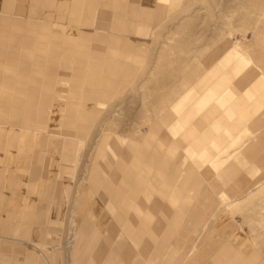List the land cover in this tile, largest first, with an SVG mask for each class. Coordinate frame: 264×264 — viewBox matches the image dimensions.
<instances>
[{
    "label": "rangeland",
    "instance_id": "rangeland-1",
    "mask_svg": "<svg viewBox=\"0 0 264 264\" xmlns=\"http://www.w3.org/2000/svg\"><path fill=\"white\" fill-rule=\"evenodd\" d=\"M170 2L171 0H166L162 4H153L170 8ZM15 15H0V88L8 86V99L27 101L23 105L35 109L40 123L50 124L47 121L51 120V115L49 118L46 106L50 100L55 102L59 97L63 104L72 103L74 106H70V109L80 114V118L74 129L71 128L67 134L61 132L54 135L45 131L54 136L55 140L45 143L46 162L43 164L34 161L31 152L23 148L28 142L19 137L10 141L11 144L5 138L0 139V169L3 170V182L5 179L9 181L0 190V198L3 196V200H0V236L6 235L4 230L9 223L7 216L10 213L17 209L22 212L21 209L27 202L35 203V210L41 220L30 222L27 226L32 231H40L41 235L36 236L41 238L37 239L30 233V240H36L56 264H69L72 257L66 251L68 237L71 232L79 233L81 226L79 215L74 214L79 207L80 193L87 186L90 172L103 168L108 147L117 143L123 153L133 144V155L142 158L145 156L142 146L148 143L150 134H155L157 138L151 147L153 151H165L166 143L160 138L167 136L168 148L174 145L182 153L183 144L178 140L179 136L172 133L174 124H178L176 120L181 118L183 110L196 113L197 110L191 103H187L188 98H200L212 91L211 102L205 107L208 113L216 109L219 111L215 112L221 132L217 142L222 161L227 165L232 157L231 160L238 167L241 164L244 168L240 166L241 177L247 179L245 186H248L244 191V186L234 190L236 196L230 191L229 195L223 194L217 200L221 202L222 211L227 215L232 214L235 225L250 238L245 237L254 252L251 263L264 264V166L260 165L264 163V0H180L173 8L164 11L157 23L149 21L139 24L134 36L92 27L90 30H96L97 35L133 42V56L128 63V70L118 79L112 78L111 85L105 90H96V87L92 90L93 86L87 79H62L65 60L63 57L59 58L58 50H66V42L61 45L59 42L42 40L36 44V48L43 52L41 57L35 58L30 50L31 55H19L22 42L27 37V27L42 21L51 24V20H42L41 17L40 20H27ZM99 47L89 48L87 56L100 63L120 61L119 55L113 58L108 54L110 51L120 54L118 47L108 46L106 43ZM231 50L238 54V62L225 63V55ZM236 62L242 67V72L252 70L256 79L261 80L258 84L260 91L249 88L250 100L237 92L236 96L226 98L224 104H221L223 94L212 90L218 87L220 80L213 78V75L216 72H230ZM25 66L38 71L42 67L49 77L42 78L43 74L39 73L36 82L31 83L30 79L31 82L25 83L26 87L23 88L20 78ZM56 67L58 71L55 72ZM49 80L50 87L47 90L40 92L36 89L37 82L46 83ZM232 86L231 83L227 87L225 84L224 89L230 90ZM53 93H57V96ZM51 105L59 107L56 103ZM238 118L243 126L239 129L236 123L227 129L229 133L224 132L227 121L236 119L237 122ZM187 128L183 130L187 132ZM14 129L17 130L18 127ZM252 134L259 137V143L249 140ZM58 140L63 146L62 153L68 154L70 160L61 159L57 148L53 152L47 150L57 145L55 142ZM189 141H186L188 149L193 142L191 139ZM252 144L258 147L255 152L250 151L252 148L249 145ZM35 150L36 147H32V152ZM245 152L248 156L253 154L251 156L254 158L251 160ZM228 154L231 155L230 158ZM119 156L117 161H122ZM24 158L29 162L31 159V164H35L41 171L49 169L51 177L47 184H36L31 189L32 182L27 181L28 170L16 162ZM2 160L8 162H1ZM223 171L224 169H220L218 174H223ZM239 178L240 176L238 180ZM38 179L39 182L43 180L40 175ZM10 181L14 182L13 186H9ZM193 190L194 188L189 189L190 192ZM41 191L47 192V199H39ZM15 194L17 197L13 198ZM12 199L16 201L14 207L9 206ZM188 213L190 224L193 217L204 215L198 209L192 214L191 211ZM212 216L213 214L211 218ZM177 234L175 232L169 237L168 252L160 256L161 260L157 264H164L167 257L168 264H182L194 241L202 236L199 229H195L192 241L186 243V249L182 252L175 247ZM2 243L8 249L4 252L0 246V256L4 255L7 260L5 264H18L13 263L12 259L22 258L19 250L30 248L19 239L0 237V244ZM207 246L208 244L205 247ZM249 257L250 255L247 256L248 259Z\"/></svg>",
    "mask_w": 264,
    "mask_h": 264
},
{
    "label": "crops",
    "instance_id": "crops-1",
    "mask_svg": "<svg viewBox=\"0 0 264 264\" xmlns=\"http://www.w3.org/2000/svg\"><path fill=\"white\" fill-rule=\"evenodd\" d=\"M164 1L166 0H156L155 2L154 0H0V15L9 16L10 14H16L15 16L27 20H40V17L42 20L50 19L51 24L42 21L40 24L32 23L29 25V27H27V37H25V42H22V50L19 55L24 57L31 55L28 51L30 50V52L33 53L32 56L35 58L41 57L43 52L36 48V44L42 40L59 42L61 45L66 42L67 49L58 50L59 58L63 57L65 60L62 79H87L90 80V85L93 86L92 90H94L95 87L96 90H105V88L107 89L111 85L112 78L118 79L128 70V63L131 61L133 56V45H131L133 42H129L128 40L118 37L111 38L108 36H100L97 35L98 33L96 30L90 29L96 26L99 29L121 32L126 35L129 33L131 36H134L136 28L139 24L149 21L157 23L161 20L164 11L166 9L173 8L180 0H171L169 5L170 8H165L164 6L158 5L155 6V4H153H162ZM42 10L43 12L41 13ZM6 29H8V27H6ZM32 39L33 41H31ZM103 43L108 44V46L118 47L121 50V53L118 54L117 52L111 51L108 53L107 50L105 51L104 49V51L113 58L119 55L121 58L120 61H108L107 63H100L95 58L87 56L89 48H100L99 45ZM15 55H17V52ZM39 68L40 69L38 71L37 69H32L28 66H25L20 78V85H22L23 88L26 87V84L30 81V79H32V82L30 81L31 83H34V81L36 82L40 76L39 73L43 74L41 76L42 78L49 77H47L42 67ZM54 71H58V67H56ZM49 84L50 80L46 83L39 81V84L37 82V86H40L38 88L36 86V89L40 90V92H43L50 87ZM38 90L37 92H39ZM8 91H10L8 86H2V88H0V139L5 138L9 144H11L10 141L15 138L17 139L18 137L20 140L22 139L23 141L28 142V145H25L23 148L31 152V158L34 159V161L43 164V162H46L44 159L45 143L48 140H55L54 136L52 137L49 134H46L45 131H48L47 133L54 135L60 134L61 132H65L67 134V132L71 131V128L74 129L75 124L80 118V114H77V112L70 109V106H74L71 105L72 103H69L70 105H66L64 102L63 104L62 99L59 97L56 98L58 100L55 102H51L50 100L51 103H56L57 106L59 104L58 108L52 107L48 100L49 104H47L46 110L48 111L47 115H49V118L51 115V120L47 121L50 122V124H43L40 123V119H38V117L36 118V114L34 112L35 109L27 108L23 105L27 101H14L12 99H8V97H6ZM53 95L57 96V93H53ZM73 121L76 122L73 123ZM15 127L20 129L15 130ZM32 137L33 139L31 140ZM188 142L190 141L188 140ZM55 143L57 145L47 148V150L53 152V149L57 148L59 149L58 151L60 152L61 159L66 161L70 160L71 157L68 156V154H65V152L62 153L63 149L61 147L63 146L60 143V140ZM32 147H36L34 152H32ZM109 147L111 152L115 151L116 147L120 149V145L117 143H114ZM214 154L217 155L218 158H222L220 150L214 152ZM228 155L230 156V154ZM248 157L252 158V156ZM1 162L7 163V160H2ZM16 162L19 166L22 164L30 165L29 167L26 165V168L28 170L27 181L32 182L30 185L31 189L35 188L33 186H36V184H38V186L41 183L44 185V183H48V180H50L51 176L49 175L51 174L49 169L45 171L43 170L41 173L35 164H31V159L30 162L25 158ZM46 164L48 165V162ZM235 166L236 164L233 160H231L225 166L227 171L224 170L223 174L220 175L216 174V171H214L213 168L207 170L210 171L207 174V178L209 177V181L211 182V185H205V187H207V197H209L207 200L209 203H212L216 209L219 208L217 198H219L221 195H229L231 191L232 194H234L233 196H236L234 190L241 188L242 186H244L243 188L246 187L245 180L247 179L241 177L243 166L241 165L242 168L239 167L241 169V173L239 174H237L234 170L236 169ZM39 175L43 179L40 182L38 179ZM46 175L48 176V179L45 178ZM239 176V180L243 185L241 184L236 186L234 181L238 180ZM223 178L224 182L222 181ZM5 180L3 182V170L0 169V190L4 189L6 186L5 184H9V181ZM215 181L217 182L216 184ZM13 183L10 181L11 185L9 186H13ZM190 185H192V182H190L188 187ZM202 185L204 184L202 183ZM173 186L175 185H172V187ZM208 187L210 188L208 189ZM15 197H17V194H15L13 198ZM39 199H47V192H39ZM0 200H3V196H1ZM177 201L178 203L176 205L178 206L173 210L174 214H170V217L168 216V231H170L168 232V237L172 236L175 232H178L177 238H180L181 244L184 246L177 247L175 245V247H177L179 251L184 252L186 249V243L191 242L194 237L193 233L195 229H199L202 235L201 238H198L194 241L193 246L196 242L197 247L193 250L192 246L186 258L182 261V264H252L251 262L254 252L246 239L250 238L245 232L244 236L243 231H241L235 225L231 218L232 214H228L230 219L229 223L233 222L235 228L233 231H231V234H228L224 232L225 229L222 232V228H220V225L217 221H211V216H205L206 220H204L203 215L198 214L197 217L192 218L194 220L191 221L190 224V215H188V205L186 204L187 213L185 212L184 214L189 218V229L180 233V229L183 227H176L177 222L175 221L177 219H175L174 216L177 215L179 208L181 207L180 209H184L185 205L182 206L181 202L179 200ZM15 203L16 201L12 199L9 206L14 207ZM194 203H196V201ZM201 203L202 202L200 200V202L196 203V206ZM21 210L22 212H19L17 209V211L12 212L9 216H7L9 223H7L4 230L6 235L0 236L10 240H22L23 243L30 247L27 250H19V256H22V258L14 257L12 262L18 264H48V262L45 260H49L50 262L53 261L50 258L48 252L46 251L45 253V251L39 247V243L36 242V240H30L32 237L31 234L29 235L28 233L23 232V229L27 227V224L34 222V220L38 222L41 220V217H38V213L35 210V203L27 202L24 205V208ZM181 221L182 220H180L179 224ZM179 227L180 229H178ZM35 233L33 235L38 237ZM16 235H18V237ZM177 238H175V240ZM207 244L208 246L205 247ZM0 246L1 250L4 252L8 250L6 249L7 246L5 243L4 246L3 243L0 244ZM219 246L221 247L219 248ZM249 255L250 257L248 259L247 256ZM165 260L166 262H164V264H168V257ZM6 262L7 260L5 259L4 255L0 256V264H5Z\"/></svg>",
    "mask_w": 264,
    "mask_h": 264
},
{
    "label": "bare ground",
    "instance_id": "bare-ground-1",
    "mask_svg": "<svg viewBox=\"0 0 264 264\" xmlns=\"http://www.w3.org/2000/svg\"><path fill=\"white\" fill-rule=\"evenodd\" d=\"M225 56V63L235 62L239 58L235 50L229 51ZM237 62L230 72L226 74L216 72L213 75V78L220 80L218 87L212 90L223 94L220 99L223 102L221 104H224L226 98L236 96L237 92L246 95L250 100L251 90L249 88L260 91L258 84L261 80L256 79L252 70L242 72L243 69ZM230 83L233 84L230 90L224 89V85L226 84L227 87V84ZM222 90L223 92H220ZM209 92L200 98H188L187 103H191L197 110L196 113L183 110L181 118L176 120L178 124H174L172 133L179 136L178 140L183 144L182 153L174 145L168 148L169 138L167 136L160 138L164 144L166 143V152L153 151L151 147L157 138L155 134H150L148 143L142 146L145 151V156L142 158L133 155L134 153L131 151L135 148L133 144L128 146V149L123 153L121 148L116 147L115 151L111 152L108 147L103 168L90 172L87 186L80 193L79 207L74 212L75 215H79L81 226L79 233L71 232L68 237L66 251L72 257V264H157L161 260L160 256L162 257L164 253L168 252V232H170L168 231V216L174 214L173 210L178 206L176 205L177 200L181 202L182 206L185 205V208L182 210L180 207V211L178 210L177 215L174 216L178 220L175 221L177 222L176 227H183L178 228L180 233L189 229V218L184 214L187 204L188 211H191L190 214L198 209L204 214L205 220V216L213 214L211 221H217L222 232L225 229L224 232L231 234L235 227L233 222L229 223L230 219L227 213L222 211L221 202L218 201L219 208L216 209L207 200L209 197H207L205 185H211L209 177L207 178L210 171L207 170L213 168L216 174L220 169L226 170L223 158H218L214 154L220 150L217 139L221 132L216 117V112L219 111L216 109L211 113L206 112L205 106L211 102L212 96V91ZM236 123L239 129L243 126L240 118L237 122L236 119H229L224 132H228ZM185 127H188L187 132L183 130ZM196 132L197 134H195ZM249 137H251L250 141L256 140L259 143L258 136L252 134ZM189 139L193 142L188 149L186 141ZM249 146L252 149L250 150L249 147L246 149L251 152L258 149L255 144ZM251 155L253 154H249V156ZM117 156L122 158V161H117ZM228 157L230 158L231 155ZM230 161L231 159H229ZM128 163L129 166H127ZM26 165L20 166L27 170ZM237 165L234 170L239 174L241 165L240 168ZM260 165L264 166V163L262 162ZM94 169L95 166H93ZM222 181L224 182V178ZM190 182L192 185L188 187ZM234 183L236 186L242 184L240 180H236ZM172 185L175 186L172 187ZM192 188L194 190L190 192L189 189ZM247 188L248 186L243 191ZM222 196L220 197L222 198ZM200 200L202 203L196 206ZM195 201L196 203H194ZM180 220H182L181 223L183 222L182 225L179 224ZM28 226L23 229L24 233L29 235L31 233L33 236L36 232L35 234L41 235L40 231H32ZM176 246L183 247L179 237L176 239ZM196 247L197 243L195 242L193 250ZM60 258L59 260H61ZM45 261L48 264H56L54 261ZM164 261L166 262V260Z\"/></svg>",
    "mask_w": 264,
    "mask_h": 264
}]
</instances>
